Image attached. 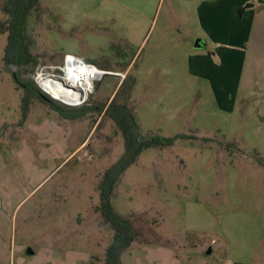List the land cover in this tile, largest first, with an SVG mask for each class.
Segmentation results:
<instances>
[{
	"label": "rangeland",
	"instance_id": "obj_1",
	"mask_svg": "<svg viewBox=\"0 0 264 264\" xmlns=\"http://www.w3.org/2000/svg\"><path fill=\"white\" fill-rule=\"evenodd\" d=\"M200 1L40 0L29 19L39 64L25 78L62 76L65 57L81 55L136 79L128 103L145 135H188L144 150L117 183L112 205L136 232L123 264H264V120L254 102L229 111L230 86L215 93L189 72ZM6 43L0 33V264H104L114 231L100 183L124 139L93 107L123 81L106 76L82 106L57 100L91 107L81 117L36 98L24 117Z\"/></svg>",
	"mask_w": 264,
	"mask_h": 264
},
{
	"label": "trees",
	"instance_id": "obj_2",
	"mask_svg": "<svg viewBox=\"0 0 264 264\" xmlns=\"http://www.w3.org/2000/svg\"><path fill=\"white\" fill-rule=\"evenodd\" d=\"M39 9L40 0H5L2 6V10L7 16L4 21L0 22V33L7 34L3 62L8 71H11L13 66L17 68L16 71L12 72V75L16 85L23 89V116H27L30 105L36 98L48 103L64 117H81L91 107L84 106L74 111L45 93L34 78L24 77L30 72H35L39 64L37 55L32 51L33 42L28 32L29 19ZM87 61L93 62L89 59ZM131 80L129 82L128 79H125L122 82L109 104L103 102L102 105L93 107L94 110H99L100 113L103 112L104 115L113 120L124 139L123 154L105 170L100 183L101 203L98 209L103 223L114 231L113 239L106 248L104 264H123L124 253L130 249L136 239L132 221L127 216L117 212L111 201L121 176L137 161L144 150L169 147L175 144L177 139L188 138L186 134L162 137L159 134L145 135L143 133L136 112L128 103L136 79ZM98 84L96 87H98Z\"/></svg>",
	"mask_w": 264,
	"mask_h": 264
},
{
	"label": "crops",
	"instance_id": "obj_3",
	"mask_svg": "<svg viewBox=\"0 0 264 264\" xmlns=\"http://www.w3.org/2000/svg\"><path fill=\"white\" fill-rule=\"evenodd\" d=\"M197 19L196 37L203 46L196 47V40L187 54L189 72L214 86L215 93L230 86L229 111H236L240 100L254 102L264 120V0H201ZM236 258V264H251L249 258Z\"/></svg>",
	"mask_w": 264,
	"mask_h": 264
},
{
	"label": "built area",
	"instance_id": "obj_4",
	"mask_svg": "<svg viewBox=\"0 0 264 264\" xmlns=\"http://www.w3.org/2000/svg\"><path fill=\"white\" fill-rule=\"evenodd\" d=\"M68 68H71L73 72H75L81 77L79 83L82 86V88L79 90V95H78V98L75 100V102L66 103V102L60 101L63 104H66L67 106H72V107L82 106V105L87 104L89 102L90 95L94 92L96 88V85L100 83L101 81H103L106 76L108 75L118 76V77H121L122 81H124V79L127 76L125 72L113 71L111 69L101 67L94 62L87 61V59H85L83 56L75 54V53H70L65 57L64 63L61 69L63 75L68 71L67 70ZM40 74H43V73H40ZM40 74H38V76ZM38 85L40 86L39 83ZM41 88L45 93L50 95L46 90H44L43 87Z\"/></svg>",
	"mask_w": 264,
	"mask_h": 264
},
{
	"label": "bare ground",
	"instance_id": "obj_5",
	"mask_svg": "<svg viewBox=\"0 0 264 264\" xmlns=\"http://www.w3.org/2000/svg\"><path fill=\"white\" fill-rule=\"evenodd\" d=\"M67 70L62 76L40 74L38 83L58 101L69 103L75 102L82 86L79 83L81 77L71 68Z\"/></svg>",
	"mask_w": 264,
	"mask_h": 264
},
{
	"label": "water",
	"instance_id": "obj_6",
	"mask_svg": "<svg viewBox=\"0 0 264 264\" xmlns=\"http://www.w3.org/2000/svg\"><path fill=\"white\" fill-rule=\"evenodd\" d=\"M195 46L196 47H202L203 46V42H202V40L201 39H197V41H196V43H195ZM51 96V95H50ZM52 98H54L53 96H51ZM47 99V98H46ZM55 99V98H54ZM211 247L207 250V252L208 253H210L211 252ZM26 252L28 253V254H33L34 253V250H33V248H31V247H28L27 249H26Z\"/></svg>",
	"mask_w": 264,
	"mask_h": 264
}]
</instances>
